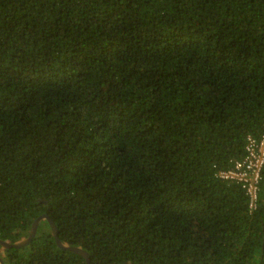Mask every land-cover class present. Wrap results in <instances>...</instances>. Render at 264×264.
Returning <instances> with one entry per match:
<instances>
[{
    "label": "trees",
    "instance_id": "trees-1",
    "mask_svg": "<svg viewBox=\"0 0 264 264\" xmlns=\"http://www.w3.org/2000/svg\"><path fill=\"white\" fill-rule=\"evenodd\" d=\"M264 134V0H0V240L47 215L90 264H264L218 172ZM5 264H86L46 220Z\"/></svg>",
    "mask_w": 264,
    "mask_h": 264
},
{
    "label": "built area",
    "instance_id": "built-area-1",
    "mask_svg": "<svg viewBox=\"0 0 264 264\" xmlns=\"http://www.w3.org/2000/svg\"><path fill=\"white\" fill-rule=\"evenodd\" d=\"M263 167L264 134L260 137L249 136L244 157L234 161L230 168L218 172L221 180L234 182L245 191L249 211H254L258 207Z\"/></svg>",
    "mask_w": 264,
    "mask_h": 264
},
{
    "label": "water",
    "instance_id": "water-1",
    "mask_svg": "<svg viewBox=\"0 0 264 264\" xmlns=\"http://www.w3.org/2000/svg\"><path fill=\"white\" fill-rule=\"evenodd\" d=\"M42 220H46L49 223L51 230H52V234L54 236V239H55L57 245L62 250H69V251H72L76 254H79L85 258L86 264H90V256L85 250L78 248V247L67 246L61 242V240L59 239V236H58L57 227L55 226L53 221H51L47 215L40 216L39 218H37L33 222L30 235L26 239L22 240L21 242L13 243V244H10V243H7L5 241L0 240V245L3 246L4 248H21V247L27 245L36 235L37 227H38L40 221H42ZM0 264H5L4 261L1 259V257H0Z\"/></svg>",
    "mask_w": 264,
    "mask_h": 264
}]
</instances>
